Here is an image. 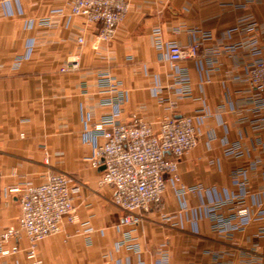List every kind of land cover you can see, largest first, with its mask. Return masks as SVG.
<instances>
[{"label": "crops", "instance_id": "1", "mask_svg": "<svg viewBox=\"0 0 264 264\" xmlns=\"http://www.w3.org/2000/svg\"><path fill=\"white\" fill-rule=\"evenodd\" d=\"M129 1L126 21L104 43L97 41L98 28L71 16L64 0H0V237L19 228L18 198L10 188L66 174L81 185L74 200L77 222L65 220L61 233L39 243L42 264H156L160 253L169 264H264V238H257L264 219L223 234L212 229L208 214L210 207L246 192L233 176L240 169L246 174L238 181L248 182L245 206L255 211L264 199V112H253L254 89L243 80L251 60L248 19L257 23L264 48V0ZM234 28L238 31L228 34ZM156 29L166 42L198 45L200 57L174 65L156 48ZM200 32L211 33L212 39L205 41ZM236 43L243 47L227 53ZM212 59L216 64L210 70ZM176 66L190 77L191 95L182 100ZM105 72L127 94L121 122L130 123L134 116L157 122L171 113L208 114L196 122L197 147L178 164L183 184L204 190L178 196L169 188L163 209L144 214L143 225L135 229L121 227L114 188L100 186L104 167L93 168L90 162L94 148L86 133L113 111L99 86ZM171 102H177L172 112ZM233 144L241 146L242 157L226 155ZM232 208L222 204L218 211L227 217ZM165 213L169 221L162 220ZM127 231L140 253L119 248ZM15 245L20 250L0 256V264H29L27 236L22 233L3 247Z\"/></svg>", "mask_w": 264, "mask_h": 264}, {"label": "built area", "instance_id": "2", "mask_svg": "<svg viewBox=\"0 0 264 264\" xmlns=\"http://www.w3.org/2000/svg\"><path fill=\"white\" fill-rule=\"evenodd\" d=\"M10 1V0H6ZM73 14L84 18L87 25H100L99 42H110L119 26L123 23L130 10L129 0H71ZM249 20V19H248ZM46 23V22H44ZM231 29L228 34L237 32ZM257 23L249 22L245 32L252 36L249 40L250 62L246 65L244 82L253 87V112H264V48L255 36ZM202 39H212L211 33L200 32ZM155 46L164 51L168 61L177 65L190 59L198 58V45L185 47L175 41L163 40L162 32L156 29L153 34ZM83 43V38H79ZM243 47L238 43L226 49L233 54ZM210 53L218 54V50ZM216 61L210 60L208 67L215 68ZM75 65L73 67L76 68ZM176 86L178 100L191 95L190 77L186 69L176 66ZM101 93L109 95V105L113 111L99 121L90 125L87 131L88 141L93 145L94 153L90 159L93 168L104 167L100 186L110 185L114 188L113 203L123 212L121 227L135 229L144 222V214L153 208L163 209V197L168 187L178 196L197 193L204 190L202 185L188 187L183 184L178 173L179 160L197 147L200 132L196 122L207 115H181L173 113L157 122H146L136 116L130 123L120 121L122 108L127 94L122 90L120 82L111 74L99 76ZM161 91L157 90V94ZM163 100L160 99V104ZM177 102H171L169 110L176 108ZM206 113L205 111L201 114ZM226 155L240 158L243 151L239 144L226 149ZM252 169H256V163ZM246 170L240 169L233 176L237 185L244 189V194L221 201L219 205H233V210L225 217L219 213V205L208 209L212 220V229L218 233L245 230L255 219H264V199L256 202V210L245 206L248 195L247 180L239 182ZM264 176V174H263ZM0 174V181H1ZM18 198L20 207L19 228H10L1 235L2 243L14 238L19 240L22 232L29 239L26 250L29 264H42L38 257L39 243L46 238L63 231L65 220L77 222L74 200L81 193V185L65 174H49L39 185L31 182L9 189ZM167 219V217H164ZM258 239L264 238V228L257 234ZM119 248L140 253L137 239L131 232L124 233V239L118 243ZM19 251L16 245L11 250L4 249L0 244V255L15 254ZM156 264H169V257L160 253ZM144 264V263H141Z\"/></svg>", "mask_w": 264, "mask_h": 264}, {"label": "rangeland", "instance_id": "3", "mask_svg": "<svg viewBox=\"0 0 264 264\" xmlns=\"http://www.w3.org/2000/svg\"><path fill=\"white\" fill-rule=\"evenodd\" d=\"M65 2H66V4L68 5V8H69V12H70V14H71V16H73V17H75V18H79V19H82L83 21H84V23H85V25H87L86 24V20H84V18H81V17H77V16H75L74 14H73V11H72V2H71V0H64ZM3 2H8V1H6V0H3ZM130 9H131V6H130ZM129 12H130V10H129ZM59 14H63L62 12H60ZM128 15H129V13H128ZM128 15H127V17H128ZM127 17L125 18V20L123 21V23L126 21V19H127ZM249 22H251V20L249 19ZM253 22H255V21H253ZM123 23L119 26V28L123 25ZM42 24H46V25H48L49 24V21L48 22H46V23H42ZM87 26H95V27H97L98 28V34H99V31H100V29H101V26L98 24V25H87ZM119 28H118V30H119ZM118 30H117V32H118ZM117 32H116V34H117ZM246 33V32H245ZM116 34H115V36H116ZM247 34V33H246ZM114 36V37H115ZM250 36V35H249ZM255 36H256V34H255ZM114 37H113V39H114ZM257 37V36H256ZM83 38V37H82ZM112 39V40H113ZM111 40V41H112ZM97 41H98V37H97ZM110 41V42H111ZM83 42H84V39H83ZM110 42H104V43H110ZM78 43H80L79 42V39H78ZM80 44H82V43H80ZM236 44H238V43H236ZM236 44H234V45H236ZM200 56L198 55V58H199ZM74 69H76V68H74ZM66 70H63V72H65ZM108 72H105V73H100V75H104V74H107ZM201 115H207L208 116V114L207 113H203V114H201ZM138 118H140V117H138ZM140 119H142V120H144L143 118H140ZM100 120V119H99ZM98 120V121H99ZM145 121V120H144ZM95 122H97V121H95ZM94 122V123H95ZM146 122H148V121H146ZM148 123H150V122H148ZM93 124V123H92ZM195 149V148H194ZM193 149V150H194ZM192 150V151H193ZM191 152V151H190ZM189 152V153H190ZM187 155V154H186ZM178 173H179V169H178ZM1 174V173H0ZM66 175V174H65ZM180 175V174H179ZM69 176V175H68ZM72 178V177H71ZM182 180V179H181ZM203 186V185H202ZM170 187H168V189H169ZM167 189V190H168ZM166 193V192H165ZM19 204V203H18ZM122 212V211H121ZM123 213V212H122ZM124 215V214H123ZM20 216V215H19ZM164 217H167V219H165ZM161 218H162V220L163 221H169V216L165 213V214H162L161 215ZM64 227V226H63ZM23 233V232H22ZM24 234V233H23ZM12 239V238H11ZM10 240V239H9ZM8 240V241H9ZM4 243H6V242H3L2 243V239H1V237H0V244H4ZM16 246V245H15ZM20 250V249H19ZM0 256H3V255H0ZM26 256H27V253H26ZM28 259V258H27Z\"/></svg>", "mask_w": 264, "mask_h": 264}]
</instances>
